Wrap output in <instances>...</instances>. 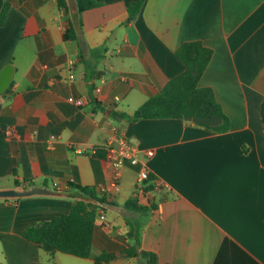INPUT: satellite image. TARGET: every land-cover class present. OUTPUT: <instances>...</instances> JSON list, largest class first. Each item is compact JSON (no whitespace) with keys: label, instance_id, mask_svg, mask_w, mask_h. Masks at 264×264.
Here are the masks:
<instances>
[{"label":"crops","instance_id":"1","mask_svg":"<svg viewBox=\"0 0 264 264\" xmlns=\"http://www.w3.org/2000/svg\"><path fill=\"white\" fill-rule=\"evenodd\" d=\"M97 1L80 12V44L63 39L67 15L56 0H0V69L15 66L0 94V187H96L107 201L95 215L96 253L121 252L134 232L155 264H264V0H141L133 17L128 5L139 0ZM187 41L212 50L198 85L214 90L229 128L116 120L114 111L132 114L185 69L176 50ZM113 129L139 148L117 181L105 150ZM143 167L155 178L152 211L125 206L146 205L136 197ZM74 200L0 199V264H93L23 237L27 225L69 213Z\"/></svg>","mask_w":264,"mask_h":264},{"label":"trees","instance_id":"2","mask_svg":"<svg viewBox=\"0 0 264 264\" xmlns=\"http://www.w3.org/2000/svg\"><path fill=\"white\" fill-rule=\"evenodd\" d=\"M141 0L128 5L130 17H133L141 7ZM58 7L62 8L67 15L66 26L63 32L64 40H75L82 44V39L68 14L66 0H56ZM79 11L96 7L100 4L97 0H77ZM7 7L4 6L0 12V24L3 22ZM104 49L96 47L92 53L96 58H101ZM82 50L80 51L81 56ZM212 50L204 46L200 41H187L182 43L176 50V56L183 62L185 69L169 79L162 89L150 96L132 114L121 111H114L112 116L118 120L135 121L144 118H184L192 115L216 114L222 121L218 125L195 123L212 131L227 130L229 120L222 111L217 101L214 90L211 87L199 86L198 80L206 68ZM260 119L264 132V99L260 105ZM147 189L155 188V178L149 175L146 181ZM34 184L31 180H25L24 185ZM70 189L81 190L84 194L91 196L95 201L75 199L69 213L60 214L49 220L29 224L23 231V237L36 243L46 252L52 254L56 251L71 254L82 258H91L93 264L109 262L117 257L141 256L147 258L149 264H155L157 255L151 251L139 250L140 240L137 233L130 232L134 237L132 245L121 252L96 253L92 248V234L95 215L99 208L107 202L103 195H97V189L93 186L78 185L68 182ZM125 206H133L136 210L152 211L155 206L152 204L136 205L134 200H128ZM28 264H38L30 262Z\"/></svg>","mask_w":264,"mask_h":264},{"label":"water","instance_id":"3","mask_svg":"<svg viewBox=\"0 0 264 264\" xmlns=\"http://www.w3.org/2000/svg\"><path fill=\"white\" fill-rule=\"evenodd\" d=\"M66 2L69 17L78 33V37L81 39L82 32L79 21L80 11L77 0H66ZM14 72L15 66L12 62H8L1 67L0 94L4 93L11 85ZM184 119L190 120L194 123H204L209 125H218L222 121L221 117L216 114L185 116ZM30 196H59L85 201H95L93 197L84 194L78 189H54L48 185H30L28 187H0V199H17Z\"/></svg>","mask_w":264,"mask_h":264},{"label":"built area","instance_id":"4","mask_svg":"<svg viewBox=\"0 0 264 264\" xmlns=\"http://www.w3.org/2000/svg\"><path fill=\"white\" fill-rule=\"evenodd\" d=\"M73 74H70V78ZM72 100V99H71ZM106 160L112 167L114 180L117 181L121 177L122 169L125 164L136 165L138 163L139 148L124 134L120 133L117 129H113L105 141ZM147 156L153 155V150L145 151ZM149 171L147 168H141L138 172L139 185L137 188L136 197L138 200L144 201L146 204L153 202L151 191L147 190L146 181L149 179ZM100 192L104 191V187H98ZM102 215H99L101 218Z\"/></svg>","mask_w":264,"mask_h":264}]
</instances>
